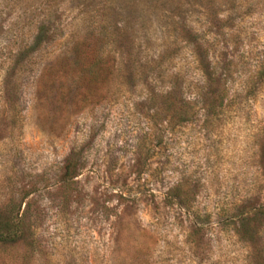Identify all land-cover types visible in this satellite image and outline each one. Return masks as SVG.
I'll return each instance as SVG.
<instances>
[{"label":"rangeland","instance_id":"obj_1","mask_svg":"<svg viewBox=\"0 0 264 264\" xmlns=\"http://www.w3.org/2000/svg\"><path fill=\"white\" fill-rule=\"evenodd\" d=\"M83 38L120 73L55 104ZM263 49L264 0H0V211L23 216L0 264H249L235 218L264 201V80L246 83ZM205 60L225 73L220 108L200 103Z\"/></svg>","mask_w":264,"mask_h":264},{"label":"trees","instance_id":"obj_2","mask_svg":"<svg viewBox=\"0 0 264 264\" xmlns=\"http://www.w3.org/2000/svg\"><path fill=\"white\" fill-rule=\"evenodd\" d=\"M35 33L33 37L31 38L28 46L25 50L27 52L31 53L33 51H37L39 49L40 44L43 41V38L47 36L49 32V25L47 24H40L35 29ZM97 41V40H96ZM85 38L82 39V41L79 44H76L75 47L72 48L74 55L78 53L79 55L74 59L73 61H69V69H72V72H62L58 75H54L50 81V84L56 83V88L53 89L50 94L49 98L54 101L55 104H59L64 98H66L67 91L71 92V89H68V85L74 83L77 84L79 88L82 87L80 83L83 84V80L85 79L87 82V85L89 87H92V94L88 93L85 97L79 96L77 101H83V100H89L90 98H94L96 96L94 91L96 92V86L99 85V82L106 77H111L115 75L116 73H120L119 67H117V64L114 62V56L112 55H105L104 57L100 56L98 51L96 50L93 52H86L85 46H89L91 44V41L86 42ZM193 45V55H198V49L201 47L200 44H198L196 41H193L191 43ZM82 47V52L80 51V48ZM83 47L85 49H83ZM96 48V46H95ZM23 49H18L17 53L13 55H5L3 58V65L5 64V68L13 74L19 67H23L22 65H19L21 63L18 62L20 58V53ZM23 52V51H22ZM85 52V53H84ZM25 54V53H24ZM199 56V55H198ZM206 58V54L204 55ZM198 62L202 64V58L198 59ZM204 63V61H203ZM206 66L208 67V70L210 68V72L206 73V78L204 79V85L205 90L208 91V93L204 94L203 97L200 98V103L203 106H209V107H217L220 108L222 106V99L224 98L226 94V89L224 87L225 80L223 79L225 77V73H216L215 69L211 64L206 62ZM230 65V63H229ZM55 67L56 65H50ZM60 66V65H59ZM227 65L225 63H222L221 70L224 71ZM230 66H228L229 68ZM52 67H48L49 70H51ZM64 68L61 66L60 69ZM47 69V68H46ZM59 69V70H60ZM122 69L128 70L127 65H123ZM43 68L41 69L39 75L36 79V87H41L45 85L46 81V74H48V71L46 72ZM45 73V74H44ZM71 80V81H70ZM264 80V49L263 52L257 57L254 65H253V71L252 76L249 77V79L246 81V83H254V82H263ZM75 84V85H76ZM43 89V88H42ZM96 89V90H95ZM91 90V89H90ZM91 94V95H90ZM79 95V94H78ZM70 99L72 97H69ZM85 98V99H84ZM69 99V104H75ZM80 99V100H79ZM85 102V101H84ZM181 103V104H180ZM179 104L174 102L171 103V117L172 120H176L177 124H181L185 121H187V117L189 113L183 109L184 106H187L186 102L182 104L180 102ZM77 104V103H76ZM86 104V103H85ZM80 105V104H78ZM82 106V105H80ZM16 123L18 122V117L14 120ZM74 165L72 163V160L68 157V159L65 161L64 165V173L62 176V179L68 180L72 177H74ZM236 215V222L238 223V228L236 229V234L240 237H243L245 243L248 242V248L246 251L247 258L249 260V264H264V235H262L261 230L259 229L260 225L264 224V201L255 207L251 208H244L240 207L238 209ZM22 215L18 217L17 214L13 215L11 211L1 212L0 211V246H5L9 244H14L20 240L23 239V235L20 231L21 225H22ZM261 219L262 223L260 225H255V221ZM247 238V239H246ZM260 240V242H258ZM262 240V241H261Z\"/></svg>","mask_w":264,"mask_h":264}]
</instances>
